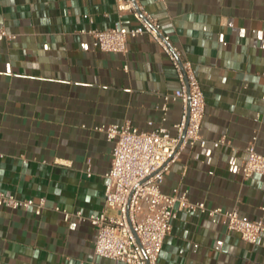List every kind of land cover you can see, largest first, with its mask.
Returning <instances> with one entry per match:
<instances>
[{
    "label": "crops",
    "instance_id": "0c3cea01",
    "mask_svg": "<svg viewBox=\"0 0 264 264\" xmlns=\"http://www.w3.org/2000/svg\"><path fill=\"white\" fill-rule=\"evenodd\" d=\"M139 3L172 24L167 32L192 63L206 100L208 144L187 148L161 191L187 190L191 202L210 209L262 217L264 176L244 181L242 164L256 133L264 153V0ZM117 21L115 0H0V26L17 36L0 44V193L46 199L41 216L0 208V264H123L96 257V229L56 211H103L113 144L94 128L125 121L157 128L164 96L179 87L148 36L129 40L123 56L94 50L80 33ZM123 23L137 25L129 15ZM169 107L164 127L175 135L182 106ZM224 135L230 145L214 148ZM158 264H264V234L249 245L220 216L179 212Z\"/></svg>",
    "mask_w": 264,
    "mask_h": 264
},
{
    "label": "built area",
    "instance_id": "2783aa9c",
    "mask_svg": "<svg viewBox=\"0 0 264 264\" xmlns=\"http://www.w3.org/2000/svg\"><path fill=\"white\" fill-rule=\"evenodd\" d=\"M115 3L118 21L113 27L104 31L82 30L80 33L92 38L94 50L123 56L128 54L129 40L148 36L168 57L176 71L179 87L164 96L157 128L140 130L130 121L94 128L104 133L113 144L111 169L105 175L107 185L103 211L90 216L82 212L56 211L63 214L66 222L75 217L79 223L88 222L96 229V257L123 264H158L164 242L171 234L179 212H200L211 218L220 216L230 233L239 234L249 245H256L264 234V208L262 217L250 219L241 216L237 208L210 209L204 202H191L187 190L176 188L171 194L161 191L165 176L183 152L198 145L205 148L208 144L202 135L205 95L192 63L167 32L172 24H162L139 0H115ZM128 15L137 21L135 27L124 26L123 19ZM16 39V35L0 26V44ZM124 69L128 71V65ZM172 102H180L182 106L180 121L174 126L175 135L164 127ZM148 125L153 127L154 123L149 122ZM258 140L256 133L246 146L247 158L242 164L244 181L255 175L264 176V153L257 151ZM212 145L214 148L230 145V140L224 135ZM88 175H92L90 170ZM0 208L13 211L34 209L35 215L41 216L46 209V199L21 200L14 195L0 193Z\"/></svg>",
    "mask_w": 264,
    "mask_h": 264
}]
</instances>
